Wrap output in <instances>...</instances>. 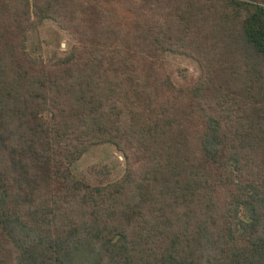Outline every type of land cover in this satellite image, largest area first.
I'll list each match as a JSON object with an SVG mask.
<instances>
[{
    "label": "trees",
    "instance_id": "1",
    "mask_svg": "<svg viewBox=\"0 0 264 264\" xmlns=\"http://www.w3.org/2000/svg\"><path fill=\"white\" fill-rule=\"evenodd\" d=\"M103 143L122 174L76 177ZM0 264H264V0H0Z\"/></svg>",
    "mask_w": 264,
    "mask_h": 264
},
{
    "label": "rangeland",
    "instance_id": "2",
    "mask_svg": "<svg viewBox=\"0 0 264 264\" xmlns=\"http://www.w3.org/2000/svg\"><path fill=\"white\" fill-rule=\"evenodd\" d=\"M69 37L52 19L34 24L27 32V49L44 59L54 53H62L71 44ZM164 64L176 85L194 82L199 76V67L192 58L176 52H166ZM122 154L110 143L91 146L72 164L73 174L92 184L106 183L119 177L124 170Z\"/></svg>",
    "mask_w": 264,
    "mask_h": 264
}]
</instances>
